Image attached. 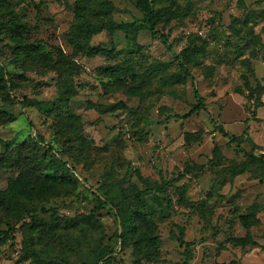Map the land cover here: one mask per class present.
<instances>
[{
    "label": "rangeland",
    "instance_id": "obj_1",
    "mask_svg": "<svg viewBox=\"0 0 264 264\" xmlns=\"http://www.w3.org/2000/svg\"><path fill=\"white\" fill-rule=\"evenodd\" d=\"M152 1L173 14L156 27L167 45L148 31L136 46L100 33L88 45L103 53L87 55L68 43L73 23L140 20L129 1L4 0L0 21L9 13L24 29L0 27V66L10 97L30 103L0 92V231L14 230L0 264H101L109 251L107 264H264V166L245 156L264 160V0ZM61 55L80 66L67 105ZM178 62L192 80L171 78ZM195 90L204 110L181 119ZM139 191L120 211L98 207Z\"/></svg>",
    "mask_w": 264,
    "mask_h": 264
},
{
    "label": "trees",
    "instance_id": "obj_2",
    "mask_svg": "<svg viewBox=\"0 0 264 264\" xmlns=\"http://www.w3.org/2000/svg\"><path fill=\"white\" fill-rule=\"evenodd\" d=\"M127 1H129L139 11V13L142 16L140 20L134 21L132 23H115L112 21H104L101 24H97V23L94 24L91 22L90 19H88L87 21H84L83 19L77 20L73 23L69 33L67 34L68 43L70 44L72 49H74L76 52H81L87 55L102 54L103 50L100 47L92 48L88 45L89 40L94 35L105 33V35L111 42V36L115 32H122L126 35L131 36L133 46H136V36L141 31H148L151 38L158 39L164 45H167L166 37L163 34H159L156 31V27L157 26H162V27L168 26L169 23L174 18L173 14L166 9L155 10L153 7L155 2L152 0H127ZM99 4L107 5L108 3L100 2ZM3 8H4V0H0V11H2ZM90 9L92 13L88 14L89 17L104 18L111 11L112 8L111 6H109V7H104L101 9H95V8H90ZM7 17L8 18L6 20L0 21V27H2L8 32H13L18 35L22 31V29H24V26L20 23V21L15 15H11L8 13ZM17 49L18 47L11 48V50H17ZM22 50L27 55H35V57H37L38 59L50 61V58H48L46 54L37 53L36 48L24 47ZM184 53L185 52L182 51L176 56V58L178 59L179 57L183 56ZM57 65L62 67L63 72H64V73L60 72L62 90L60 91V94L58 96V105H62V103L67 105L70 102L71 96L74 93V88H73L72 83L71 82L67 83L66 80H67V77L69 79L70 76L77 75L80 71V66L77 65L75 62H73L72 59L64 55H61L59 60L55 62V66ZM171 78H175L176 80L188 78L192 80V76L190 75V73L187 71V69L185 68V66H183L181 62H178V73L173 74ZM12 86L13 85H12L11 75H8V73L5 72V69L2 66H0V92H4L5 95L10 98L9 103H14L20 109H24L25 105L27 103H30L29 100L23 99L22 101H19L15 97H10L11 92H12ZM193 95L195 99V105L191 108V110L187 114L182 116L181 119H187L190 116H192L194 113L204 110L203 98L199 95V93L196 90L193 92ZM56 104L57 103L54 104V107H57ZM259 105H260V101L259 99L256 98L254 101V107H257ZM122 108L128 110L127 108H125V106H122ZM128 111L130 113H133V111L130 109ZM56 112L58 114L61 113V111L59 110V107H57ZM27 122L29 123V120H27ZM217 130L222 134L224 133L221 127H218ZM246 132L247 130L245 129L242 133V137L246 135ZM230 142L236 143V149H237L239 145L242 143V138L241 137L240 138H230ZM0 144L7 146L10 144V142L0 140ZM245 156L247 157L249 162L257 163V164L264 166L263 159L251 156L249 154H246ZM62 165L66 166L64 162H62ZM162 188L163 186L155 185L150 189H146L145 191H155V190L159 191ZM145 191H139V192H135V193L128 194V195H123L120 197V199L116 203H113L112 201H109V200L102 201L101 199L97 198L98 207L99 208L108 207L114 211H120V209L121 210L124 209L125 204L127 203H137ZM181 199L183 200V198ZM133 213H135V211ZM118 217L121 219L120 215ZM52 218L53 219L56 218L55 211L52 213ZM121 224H122V221H121ZM52 227H56V224L53 223L51 228ZM13 234H14V230L10 227L6 231H0V240L3 238L10 237ZM119 239H120L119 240L120 243H123L124 238L122 235L119 236ZM178 243L180 246L187 249L188 244L184 242L182 238L178 239ZM113 253L114 252L112 251L103 252L97 257L95 262L101 263V264H107Z\"/></svg>",
    "mask_w": 264,
    "mask_h": 264
}]
</instances>
